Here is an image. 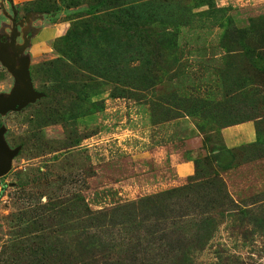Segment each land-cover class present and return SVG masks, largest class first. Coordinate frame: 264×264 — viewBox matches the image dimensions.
<instances>
[{"label":"rangeland","instance_id":"obj_1","mask_svg":"<svg viewBox=\"0 0 264 264\" xmlns=\"http://www.w3.org/2000/svg\"><path fill=\"white\" fill-rule=\"evenodd\" d=\"M29 1L0 0L42 95L0 113V264H80L85 237L92 264H264V149L222 135L264 138V0Z\"/></svg>","mask_w":264,"mask_h":264},{"label":"water","instance_id":"obj_2","mask_svg":"<svg viewBox=\"0 0 264 264\" xmlns=\"http://www.w3.org/2000/svg\"><path fill=\"white\" fill-rule=\"evenodd\" d=\"M17 32L10 45H6L4 40L3 45L0 47V60L9 69V71L19 80L26 89L11 95L10 97L0 96V113L9 111H20L25 108L29 103H33L36 99L41 98L42 95L35 91L32 84V79L29 74L28 63L23 61V69L17 71L18 55L21 48H16ZM9 48L12 50L13 55L9 56ZM24 49V48H23ZM4 130L0 129V177L6 175L11 169V162L18 154L19 149L14 151L10 150L4 138Z\"/></svg>","mask_w":264,"mask_h":264},{"label":"crops","instance_id":"obj_3","mask_svg":"<svg viewBox=\"0 0 264 264\" xmlns=\"http://www.w3.org/2000/svg\"><path fill=\"white\" fill-rule=\"evenodd\" d=\"M35 1V0H31ZM26 2H30L29 0H23V2L18 3L17 5H22ZM16 5V6H17ZM50 30V28H49ZM47 30V31H49ZM40 34V33H39ZM34 37V36H33ZM222 135L225 140V144L228 148H233L236 146H241L244 144H249L255 142L257 139V132L254 122H244L222 131ZM195 170V167L191 164V162L179 164L176 168V172L180 176L191 175Z\"/></svg>","mask_w":264,"mask_h":264},{"label":"trees","instance_id":"obj_4","mask_svg":"<svg viewBox=\"0 0 264 264\" xmlns=\"http://www.w3.org/2000/svg\"><path fill=\"white\" fill-rule=\"evenodd\" d=\"M75 2L76 1H72L73 4H77ZM115 6H121V5L117 3ZM103 29H106V28H103ZM144 32H148L150 36L153 37V39H156L158 38L159 35L163 34V31L161 30L158 33H156L155 31H152V27L150 26L149 23H148V27L144 30ZM256 132H257V141L253 144V146H259L262 149H264V138L261 132V128L256 126ZM198 172L199 171L197 170V173ZM218 202L219 201H214V204L217 205ZM86 238L87 237L81 240L80 243L78 244V252H79L78 258H79L80 264H92L94 262V258L96 255H100L99 253L105 254L104 251H106V249H103V247H101L99 243L96 244L93 241L86 239ZM97 249L99 250V252ZM116 264H119V263L117 262Z\"/></svg>","mask_w":264,"mask_h":264}]
</instances>
